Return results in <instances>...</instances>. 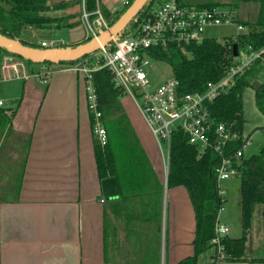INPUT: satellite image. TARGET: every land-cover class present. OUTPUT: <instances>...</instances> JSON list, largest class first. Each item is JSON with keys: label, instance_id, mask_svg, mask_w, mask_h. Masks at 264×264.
Returning <instances> with one entry per match:
<instances>
[{"label": "crops", "instance_id": "1", "mask_svg": "<svg viewBox=\"0 0 264 264\" xmlns=\"http://www.w3.org/2000/svg\"><path fill=\"white\" fill-rule=\"evenodd\" d=\"M127 1L99 3L113 16L122 10L116 5ZM243 1V8H236L239 19L255 22L260 5ZM75 21L80 24L70 28L69 43L60 46L90 38L84 22H70ZM82 27L86 35H75ZM11 56L0 55V102L9 110L0 116V264H178L192 256L196 218L190 195L184 186L169 187L162 152L132 100L124 97L122 104L146 157L147 174L121 181L108 176L119 190L108 198L83 75L75 65H31ZM246 257L218 264H264L263 208L255 213Z\"/></svg>", "mask_w": 264, "mask_h": 264}, {"label": "trees", "instance_id": "2", "mask_svg": "<svg viewBox=\"0 0 264 264\" xmlns=\"http://www.w3.org/2000/svg\"><path fill=\"white\" fill-rule=\"evenodd\" d=\"M132 2L133 0L113 17L110 16L106 7L102 10L110 26L120 18ZM161 2L162 0H150L136 19L130 23L124 36L135 31L148 11ZM182 2L198 9H212L227 5L223 0H182ZM256 2L260 5V9L255 22H243L239 17L232 19L235 23L249 29L247 33L239 34L236 38L229 37L220 42L215 38L207 37L202 42H192L187 45L190 51L189 56L184 55L176 46H170L167 50L157 48L149 50V54L156 61L165 62L171 66L173 76L180 81V90L183 94L203 92L209 82H219L223 79L230 68L239 63L234 56L235 45L238 46V56L261 52L249 67L235 77L234 84L210 105L212 117L217 122L233 124L241 135V138L228 144L224 156L233 154L245 143L243 95L246 89L255 90L256 106L264 115V81L259 87L253 85L264 74V0H256ZM81 3L82 0H0V33L12 39H19L25 45L41 47L37 43L22 39V32L28 29L49 30L76 27L80 22H70L75 18V12L61 18H53L48 13L67 10L80 6ZM97 4L98 0H86L87 10L90 12L97 9ZM227 6L237 8L238 3L231 0ZM95 17L92 16V19ZM2 53L8 52L0 49V55ZM93 55L60 64L75 65L90 59L89 63L93 66L97 60L92 58ZM26 62L34 65L30 61ZM39 65H51V63ZM93 82L98 96V108L102 113V122L108 136V142L104 146L95 137L96 161L101 178L111 176L121 181V178L129 176L135 178V176L147 174L146 157L122 104V99L125 97L123 90L115 86L111 72L107 68L95 71ZM8 111L0 107V116L6 115ZM11 112L10 117L15 114V111ZM221 159L222 156L212 149H207L204 154H200L195 146L188 143L182 132L174 133L171 142L168 185L169 187H186L196 218L194 253L178 264H198L200 256L213 248L211 241L215 236L218 213L222 204L216 173ZM240 207L242 236L237 239L229 236L223 238L226 253L224 261H247V237L257 209L264 210V143L258 154L250 158L243 157Z\"/></svg>", "mask_w": 264, "mask_h": 264}, {"label": "built area", "instance_id": "3", "mask_svg": "<svg viewBox=\"0 0 264 264\" xmlns=\"http://www.w3.org/2000/svg\"><path fill=\"white\" fill-rule=\"evenodd\" d=\"M81 5L83 8L81 19L90 38L96 37L101 30L110 27L99 0L94 12L87 10L86 0H82ZM92 16H96L95 19H92ZM237 17L236 8L227 5L198 9L185 5L182 0H162L148 11L140 26L130 35L114 40L110 45L97 51L92 57L97 59L93 66L89 63L90 59L75 64L74 71L82 74L85 80L88 110L92 117L94 135L100 144L106 145L108 136L102 122V113L98 108L93 73L98 69L107 68L111 72L115 86L123 90L125 97L131 99L141 112L162 152L166 174L169 173L171 142L175 132H182L188 143L195 146L200 154L212 149L222 156L216 173L219 195L222 203L225 202L226 192L222 190L221 183L241 177L244 152L251 139L243 136L245 141L243 147L231 155L224 156L228 144L241 138V135L233 124L217 122L212 117L210 105L234 84L235 77L249 67L261 52L237 56L239 63L233 65L219 82H209L203 92L183 94L180 90V81L175 76L161 83L153 82L148 66L156 59L149 54V50L153 48L167 50L170 46H176L184 55L189 56L187 45L202 42L207 38L205 34L207 28L236 24L239 30H243V25L232 20ZM239 34L232 37L236 38ZM58 41L45 40L39 45L41 48L57 47L63 43ZM57 43L59 45H56ZM16 57L12 55L10 60L19 58ZM14 69L17 71L16 66ZM49 75V72L42 74L43 80L46 81ZM2 106L3 103L0 102V107ZM229 232L230 228L227 225L217 221L215 236L211 241L216 251L214 264L226 258L223 238Z\"/></svg>", "mask_w": 264, "mask_h": 264}, {"label": "rangeland", "instance_id": "4", "mask_svg": "<svg viewBox=\"0 0 264 264\" xmlns=\"http://www.w3.org/2000/svg\"><path fill=\"white\" fill-rule=\"evenodd\" d=\"M131 1L132 0H128L124 5L117 4L116 7L117 8L122 7V10H124L125 7ZM199 1H205V0H199ZM235 1L238 3L240 8H243L245 4L243 0H235ZM155 6H157V4ZM222 9H227V7H222ZM82 10H83L82 5H80L67 10L51 11L48 13V15L53 18L56 17L61 18V17H66L71 13L75 12L76 16L72 20H82L81 19ZM244 13L247 15L246 12ZM252 15L253 13L248 17V19L253 20L254 16H256V8H255V15L254 16ZM110 16L113 17L112 14ZM245 31L246 29L239 30L236 24H227V25H219L212 28H207L205 30V34L207 37L215 38L216 40L223 42L225 39L232 37L237 33L240 34L244 33ZM76 33L75 35L77 36L78 35L80 36L82 33L86 35V31L84 27H82V29L80 28L79 30H77ZM70 36H72V33L70 32V28L68 27H63L60 30L55 29L53 31L24 30L23 32V38L25 40H28L29 42H36L42 37H44L49 40H56V41L60 40L58 41L59 43L62 41H66L68 44L69 40L71 39ZM56 45L59 44L57 43ZM148 71L150 73L153 82L155 83H161L166 79H168L169 77L173 76V71L171 66L165 62L151 61L148 66ZM263 81H264V74L259 77V82L261 83ZM124 101L128 103L127 99H124ZM243 101H244V118H245L244 136L247 137L249 135L251 139L250 145L248 146V148L245 149V157L250 158L251 156L256 155L260 152L261 147L264 143V115L258 110L256 106L255 90L253 88H248L245 90L243 95ZM164 151H165V147H164ZM221 188L226 192L225 197L227 198V201L222 204L223 209L220 212L221 221L219 218L218 221L219 222L225 221L231 226L230 228L231 232L229 234L232 237H241L242 228H241V207H240V178H233L230 180L222 181ZM215 253L216 251L214 248L205 252L203 255H201L199 264H210V258L215 257Z\"/></svg>", "mask_w": 264, "mask_h": 264}, {"label": "water", "instance_id": "5", "mask_svg": "<svg viewBox=\"0 0 264 264\" xmlns=\"http://www.w3.org/2000/svg\"><path fill=\"white\" fill-rule=\"evenodd\" d=\"M149 1L150 0H133L127 10L113 25L105 30H101L96 37H92L88 41L77 45L57 46L52 48L34 47L23 44L19 39H12L0 33V49H4L9 54L34 64L74 62L85 56L95 54L102 47H106L114 40L123 37L130 23L136 19ZM48 4H50V2H48ZM234 56H238L237 45L234 46ZM253 85L259 87L260 82L255 81ZM102 186L104 195L108 198L119 194L115 178L104 179L102 181Z\"/></svg>", "mask_w": 264, "mask_h": 264}]
</instances>
